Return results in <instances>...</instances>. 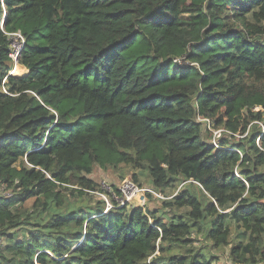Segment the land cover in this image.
I'll return each instance as SVG.
<instances>
[{"label":"trees","instance_id":"1","mask_svg":"<svg viewBox=\"0 0 264 264\" xmlns=\"http://www.w3.org/2000/svg\"><path fill=\"white\" fill-rule=\"evenodd\" d=\"M119 164L180 189L104 213ZM0 182V264H264V0H0Z\"/></svg>","mask_w":264,"mask_h":264},{"label":"rangeland","instance_id":"2","mask_svg":"<svg viewBox=\"0 0 264 264\" xmlns=\"http://www.w3.org/2000/svg\"><path fill=\"white\" fill-rule=\"evenodd\" d=\"M16 66H19V65L17 63L15 65L13 64V69ZM16 71L18 72V74H21L25 72V69L20 66L19 69ZM207 123L205 124L209 126V124ZM260 126L263 127L262 125ZM218 131H219V134H217L216 130H213L211 128V132L213 134L212 142L215 145H217L218 143V138L221 137L220 136L221 131L220 130ZM134 176L136 178V183L134 184H136L138 187H141L139 189L149 187L150 178L148 177L147 171L132 169L130 166H125L122 164L116 165L115 167H107L106 169H103L100 166H96L93 173L90 175V178L95 183H98V185L102 188L104 192H107V187L113 190L114 188H119L121 186V183L126 180L133 182ZM179 189L180 188L178 185H176L173 188L164 189L162 194H159L160 201L171 200L176 194V192L179 191ZM11 191H12L11 189L7 190V193H10ZM95 196L99 197L96 194ZM144 197H145V203H146L145 205H149L150 207H156L157 203H155L152 198H149L146 194L144 195L143 193H139L138 195L134 196L133 200L130 202V205L127 208L131 209L132 207L139 206V204L143 205L141 201L142 199H144ZM96 201H97L96 197H91V200H90L91 204L95 203ZM183 211L184 210H179V212H183ZM228 221L229 219L227 220V222ZM229 227H230V233H229L228 239L230 242H238L241 239H244V237H239V235L241 234V231L238 230L233 223L230 222ZM25 232L26 231L22 233L23 237H24ZM5 245H6L5 242H2V244L0 245V249H2ZM229 248L230 247L228 246L220 250H215V249L211 250L212 255L216 257V261H215L216 264H227L228 262H231L230 259L228 258Z\"/></svg>","mask_w":264,"mask_h":264},{"label":"built area","instance_id":"3","mask_svg":"<svg viewBox=\"0 0 264 264\" xmlns=\"http://www.w3.org/2000/svg\"><path fill=\"white\" fill-rule=\"evenodd\" d=\"M7 36L9 38H11L12 41L15 40L13 42L11 41L10 53H9V57H10L12 63L15 65L17 63L18 55H19V53H20V51L24 45V39L20 33L7 34ZM177 62H179V61H177ZM13 71H14V69L12 71H10V74H13L12 73ZM4 82H5V80L3 81L2 84H4ZM2 91L6 93L4 86H2ZM216 132H217V134H219L218 130ZM99 188L102 190V188L100 186H99ZM139 188H141V187H138L136 184H134V182L126 180V181L121 183V186L119 188H117V192H115L111 188L107 187V192H104L102 190L104 193H97V192H92V193L103 198V201L105 202L104 213L107 212L108 210L114 208L113 201L116 202L118 207H128L130 205V202L133 200L134 196L138 195L139 193H143L144 195L145 194L146 195L151 194L155 198L159 199V194L154 192L152 189H149L147 187H145L143 189H139ZM7 190H9V189L6 188V184L0 182V195H2L4 197L11 196V192L7 193ZM141 202L143 205L139 204V206H141V207L145 206V204H146L145 203V197H144V199H142ZM227 264H237V263L228 262Z\"/></svg>","mask_w":264,"mask_h":264},{"label":"bare ground","instance_id":"4","mask_svg":"<svg viewBox=\"0 0 264 264\" xmlns=\"http://www.w3.org/2000/svg\"><path fill=\"white\" fill-rule=\"evenodd\" d=\"M19 67H20V66H16V67H14V71H13L12 73H13V74H14V73H18L16 70H18ZM21 71H22V70H21ZM19 73H20V72H19Z\"/></svg>","mask_w":264,"mask_h":264},{"label":"clouds","instance_id":"5","mask_svg":"<svg viewBox=\"0 0 264 264\" xmlns=\"http://www.w3.org/2000/svg\"><path fill=\"white\" fill-rule=\"evenodd\" d=\"M12 70H13V69H12ZM12 70H11V71H12ZM9 74H10V72H9ZM11 75H13V74H11Z\"/></svg>","mask_w":264,"mask_h":264}]
</instances>
